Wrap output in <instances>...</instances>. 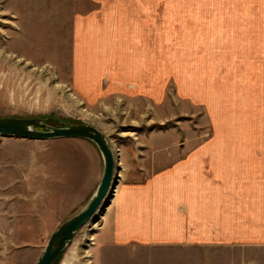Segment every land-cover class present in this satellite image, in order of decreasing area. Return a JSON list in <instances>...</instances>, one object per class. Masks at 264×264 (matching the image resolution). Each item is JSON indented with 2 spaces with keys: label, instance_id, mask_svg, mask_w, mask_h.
<instances>
[{
  "label": "crops",
  "instance_id": "obj_1",
  "mask_svg": "<svg viewBox=\"0 0 264 264\" xmlns=\"http://www.w3.org/2000/svg\"><path fill=\"white\" fill-rule=\"evenodd\" d=\"M86 1L96 9L72 24L73 55L82 58L73 69L77 90L88 98L95 94L96 101L115 96L132 101L138 122L169 120L145 119L156 92L150 77L163 71L153 66L147 50L152 41L143 32L147 20L133 19L134 12L156 11L159 5L163 10L167 0ZM111 4L112 11L125 15L107 24L104 13ZM203 11L225 13L220 37L225 51L219 61L217 47L202 51L207 38L217 44L219 37L217 19L208 30L209 25L202 27ZM177 12L179 111L184 115L186 107L202 108L210 134L178 126L150 133L148 144L142 137L134 146L118 147L120 180L103 228L115 246L264 245V0H177ZM112 26L118 32L113 50L105 48ZM87 61L92 67L85 68ZM121 76L126 81H116L120 87L101 84L105 77ZM96 129L104 136L110 132ZM165 138L168 144H162ZM75 144L84 148L56 153L74 183L54 182L52 195L42 201L46 205L53 198L50 212L59 211L56 204L69 203L74 194L88 195L87 204L101 179L103 160L96 146L87 140ZM46 177L60 179L57 171ZM58 185L66 189L57 191ZM72 186L80 191L72 194L67 189ZM46 220L40 216L39 222Z\"/></svg>",
  "mask_w": 264,
  "mask_h": 264
},
{
  "label": "rangeland",
  "instance_id": "obj_2",
  "mask_svg": "<svg viewBox=\"0 0 264 264\" xmlns=\"http://www.w3.org/2000/svg\"><path fill=\"white\" fill-rule=\"evenodd\" d=\"M164 3L169 6L160 10L159 5L156 11L148 13L134 12L133 19L147 20L148 26L143 32L146 30L147 37H152L147 50L152 53L153 66L163 71L160 76L150 77L156 92L152 106L145 109V119L169 120L138 122V113L130 107L132 101L116 96L96 101L95 94L88 98L77 90L73 69L82 58L73 55L72 24L77 16H86L96 9L86 0H0V118L58 120L46 122L52 127H61L63 123L107 127L110 132L105 137L114 155L121 145L134 146L139 138L146 140L152 132L170 131L178 126H186L185 131H200L207 137L210 128L202 108L186 107L184 115L179 111V14L177 0ZM110 6L113 4L104 13L107 24L125 15L112 11ZM200 14L202 27L217 19L218 43L207 38L202 51L217 47L219 61L220 53L225 51L224 40L220 39L225 32V13L203 11ZM141 15L147 17L139 19ZM206 30L201 29L203 36ZM117 33L116 27L107 28L111 41L108 39L105 48L113 50ZM90 66L87 61L85 68ZM86 78L89 81L90 76ZM95 78L91 76L92 81ZM116 81H126V78L105 77L101 84L106 88L108 85L109 89L120 87ZM138 104L135 99V105ZM77 141L82 140L28 141L0 137V264H36L51 234L86 205L89 196H76L74 193L80 190L73 186L67 188L74 194L72 200L56 204L59 211H49L55 207L51 205L53 198L46 205L42 203L52 195L54 182L74 183L68 181L70 171L65 168L63 156L56 153L84 148L75 144ZM168 142L165 138L162 144ZM56 171L60 179L52 181L46 177H54ZM118 177L120 180L119 173ZM64 187L58 185L57 191ZM104 214L105 211L96 214L95 223L89 222L81 228L52 264H264V245L115 246L103 228ZM40 216L43 220L47 218L42 224ZM83 252L86 255L80 259Z\"/></svg>",
  "mask_w": 264,
  "mask_h": 264
},
{
  "label": "water",
  "instance_id": "obj_3",
  "mask_svg": "<svg viewBox=\"0 0 264 264\" xmlns=\"http://www.w3.org/2000/svg\"><path fill=\"white\" fill-rule=\"evenodd\" d=\"M46 122L55 119L0 118V137L28 141H48L57 139H81L92 142L103 160V172L97 188L85 207L63 222L49 237L36 264H52L71 243L77 232L87 223L96 222V214H102L109 206L114 188L119 182L117 159L106 137L95 127L87 124L61 127L48 126Z\"/></svg>",
  "mask_w": 264,
  "mask_h": 264
},
{
  "label": "bare ground",
  "instance_id": "obj_4",
  "mask_svg": "<svg viewBox=\"0 0 264 264\" xmlns=\"http://www.w3.org/2000/svg\"><path fill=\"white\" fill-rule=\"evenodd\" d=\"M88 142H89V141H88ZM85 255H86V253L83 252V253H82V257H80V259H83V258L85 257ZM78 261H81V260H77V262H78Z\"/></svg>",
  "mask_w": 264,
  "mask_h": 264
}]
</instances>
